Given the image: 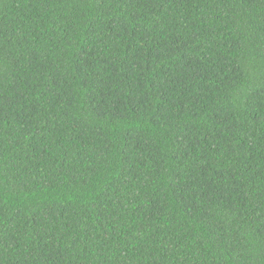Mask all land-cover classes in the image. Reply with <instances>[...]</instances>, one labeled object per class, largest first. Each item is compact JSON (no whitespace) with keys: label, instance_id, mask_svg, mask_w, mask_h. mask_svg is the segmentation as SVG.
I'll return each mask as SVG.
<instances>
[{"label":"trees","instance_id":"1","mask_svg":"<svg viewBox=\"0 0 264 264\" xmlns=\"http://www.w3.org/2000/svg\"><path fill=\"white\" fill-rule=\"evenodd\" d=\"M0 264H264V0H0Z\"/></svg>","mask_w":264,"mask_h":264}]
</instances>
